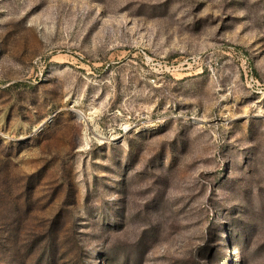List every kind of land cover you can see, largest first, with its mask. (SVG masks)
Listing matches in <instances>:
<instances>
[{
  "label": "rangeland",
  "instance_id": "374dc122",
  "mask_svg": "<svg viewBox=\"0 0 264 264\" xmlns=\"http://www.w3.org/2000/svg\"><path fill=\"white\" fill-rule=\"evenodd\" d=\"M0 264H264V0H0Z\"/></svg>",
  "mask_w": 264,
  "mask_h": 264
}]
</instances>
